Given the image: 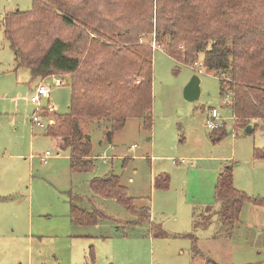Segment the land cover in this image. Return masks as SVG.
Listing matches in <instances>:
<instances>
[{
    "label": "rangeland",
    "instance_id": "obj_1",
    "mask_svg": "<svg viewBox=\"0 0 264 264\" xmlns=\"http://www.w3.org/2000/svg\"><path fill=\"white\" fill-rule=\"evenodd\" d=\"M32 6L33 0H0V195L12 198L0 203L10 219L17 217L0 232V264H208V259L264 264V205L253 202L264 198V156H257L264 153V121H257L251 132L235 129L216 72L201 59L196 68L174 59L154 32L143 33L140 41L154 46L153 124L148 129L142 118L129 117L108 141L110 121L89 120L94 166L73 173L69 150L57 154L48 127L31 119L36 109L50 105L57 114L69 111V76L33 78L28 67L17 66L4 35L6 11ZM235 12H244L248 26L256 20L264 31V0H224L221 21H233ZM195 73L200 95L188 100L183 89ZM40 84L49 92L38 105L27 97ZM213 107L226 122L227 135L218 142L205 124ZM46 150L52 154L44 163L38 155ZM228 164L235 187L253 198L244 203L234 227L223 221L214 198L219 174ZM161 173L169 176L168 187L154 185ZM109 175L120 178L136 205L151 207L156 232L149 221L132 223L136 217L116 199L93 191L91 180ZM75 195L81 207L100 208L108 216L95 224L74 223L70 210ZM31 222L39 230L32 241L27 236Z\"/></svg>",
    "mask_w": 264,
    "mask_h": 264
},
{
    "label": "trees",
    "instance_id": "obj_2",
    "mask_svg": "<svg viewBox=\"0 0 264 264\" xmlns=\"http://www.w3.org/2000/svg\"><path fill=\"white\" fill-rule=\"evenodd\" d=\"M223 6L224 0H33L28 10L6 11L4 35L17 66L28 67L33 78L69 76V111L52 114L55 122L47 134L58 150H69L72 172L94 166L89 120L110 121L108 141L129 117H140L151 128L154 46L140 41L143 33L154 32L160 47L174 59L191 65L201 59L204 67L216 72L221 94L231 92L235 129L252 123L253 131L257 121H264V31L256 20L248 26L251 21L244 12L222 22ZM209 135L215 142L223 139L226 122ZM168 184L166 173L154 178L156 187ZM91 187L97 195L120 202L136 217L132 223L151 221V207L136 205L117 175L95 177ZM78 198L71 196L74 223L95 224L108 216L100 208L81 207ZM214 198L230 227L240 222L244 203L253 199L235 187L230 164L219 174ZM253 202L264 205V198ZM190 235L195 241L196 235ZM207 262L217 264L213 259Z\"/></svg>",
    "mask_w": 264,
    "mask_h": 264
},
{
    "label": "built area",
    "instance_id": "obj_3",
    "mask_svg": "<svg viewBox=\"0 0 264 264\" xmlns=\"http://www.w3.org/2000/svg\"><path fill=\"white\" fill-rule=\"evenodd\" d=\"M201 64L198 63V61H196L192 66L194 68L196 67H200ZM55 82L57 84H63L64 80L63 78H57L55 79ZM49 92V88L47 86H45L44 84H40L36 91L30 95V97H27L30 101L37 103L38 105L40 104V100L42 97V94ZM226 100L228 102V104L231 103V99H230V93L227 94L226 96ZM55 112L54 110V106L50 105L48 107H42V108H38L36 109V112L33 114V116L31 117L32 121L35 122L37 125L41 126V127H45V126H49L51 125L54 120L53 118L50 116L51 113ZM46 117L48 122L47 124L44 123L43 119L41 117ZM225 123V121H223V119L220 116V112L217 108L213 107L212 110L210 111V113L208 114L207 118H206V126L207 128L213 130L217 127L222 126ZM50 150H47L45 152V154L43 155L42 159L47 162L48 161V156L50 155Z\"/></svg>",
    "mask_w": 264,
    "mask_h": 264
},
{
    "label": "crops",
    "instance_id": "obj_4",
    "mask_svg": "<svg viewBox=\"0 0 264 264\" xmlns=\"http://www.w3.org/2000/svg\"><path fill=\"white\" fill-rule=\"evenodd\" d=\"M17 63V62H16ZM36 91V90H35ZM48 93V92H47ZM47 93H44V94H47ZM44 94H42V95H44ZM47 151V150H46ZM45 151V152H46ZM45 152L44 153H42V154H39L38 156H39V158L41 159V161H43L44 163H47V162H45L43 159H42V157H43V155L45 154ZM59 152H61V150H58L57 151V154L59 153ZM51 154L52 153H50V155L48 156V160L51 158ZM69 158H70V156H69ZM71 168V167H70ZM72 171V170H71ZM73 173H76V172H73ZM9 199H0V202H5V201H8ZM10 200H12V198H10ZM6 208V206L5 205H2V203H0V232L3 230V227L6 225V224H8V222H10V221H12V222H16V219H17V217H13L12 219H10V214L8 213V215L5 213V210L3 211V209H5ZM152 213V212H151ZM153 216H152V214H151V221H150V228H151V232L153 233V232H155L156 231V228H157V224H155V221H153ZM39 230L37 229V230H35V222H34V224H33V222H31V226H29V228H28V232H27V236L29 237V240L30 241H32L33 240V238H34V236H35V233H37Z\"/></svg>",
    "mask_w": 264,
    "mask_h": 264
},
{
    "label": "water",
    "instance_id": "obj_5",
    "mask_svg": "<svg viewBox=\"0 0 264 264\" xmlns=\"http://www.w3.org/2000/svg\"><path fill=\"white\" fill-rule=\"evenodd\" d=\"M200 77L198 74H193L191 79L186 83L184 89H183V95L188 100H195L200 95ZM252 129V123L248 124L246 127V131H251Z\"/></svg>",
    "mask_w": 264,
    "mask_h": 264
}]
</instances>
